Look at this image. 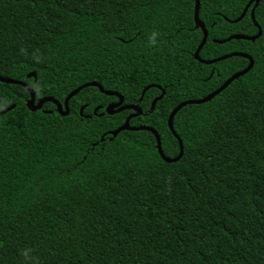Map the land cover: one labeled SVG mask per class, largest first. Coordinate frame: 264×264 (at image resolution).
<instances>
[{
	"label": "trees",
	"instance_id": "1",
	"mask_svg": "<svg viewBox=\"0 0 264 264\" xmlns=\"http://www.w3.org/2000/svg\"><path fill=\"white\" fill-rule=\"evenodd\" d=\"M255 6L200 0L208 33L200 59L243 53L254 63L211 101L176 114L184 148L177 163L163 161L149 131L110 135L134 111L107 114L119 99L97 87L82 89L62 116L50 102L30 111L25 88L0 82V112L14 106L0 116V264H264V0ZM195 7L196 0H0V76L30 85L37 101L61 104L98 83L124 106L138 105L130 126L155 129L174 159L172 111L250 64L195 59L204 38ZM254 8L261 36L226 41L258 34Z\"/></svg>",
	"mask_w": 264,
	"mask_h": 264
},
{
	"label": "water",
	"instance_id": "2",
	"mask_svg": "<svg viewBox=\"0 0 264 264\" xmlns=\"http://www.w3.org/2000/svg\"><path fill=\"white\" fill-rule=\"evenodd\" d=\"M256 2V6L258 5L259 3V0H255ZM251 3L247 6V8L244 10L243 14L238 18L236 19L234 22L235 23H238L240 20H242L244 18V16L246 15L247 13V10L248 8L250 7ZM255 6V7H256ZM199 8H200V0H196V7H195V14H194V19H195V23H196V27L197 28H200L203 33H204V38L202 40V43L201 45L199 46V48L197 49L196 53H195V59L197 61H199L200 63L202 64H205V65H211V64H214L216 62H219V61H222V60H226L228 58H231V57H243V58H246L249 60L250 64L249 66L236 73L235 75H233L230 79H228L224 85L218 89L217 91H215L214 93L210 94L209 96L203 98V99H200V100H195V101H187V102H184V103H181L180 105H178L171 113L169 119H168V126H169V129L170 131L173 133V135L177 138V140L179 141V145H180V149L182 148L183 149V154H184V148H183V144H182V141L181 139L179 138V136L176 134L175 130H174V125H173V120L176 116V114L184 107L188 106V105H192V104H204V103H207L209 101H211L214 97H216L217 95H219L222 91H224L235 79H238L239 77L245 75L246 73H248L252 67H253V59L247 55V54H243V53H235V54H231V55H228V56H224L222 58H219V59H216V60H211V61H203L202 59H200V51L203 49V47L205 46L206 42H207V39H208V33L206 31V27L205 25L202 23V21H200L199 19ZM254 10L255 8L253 9L252 13H251V18L255 24V26L259 29V32L256 36H253V37H248V36H243V35H235V36H232L230 37L229 39H227L226 41H230L232 39H236V40H248V41H255L257 38H259L261 36V29L260 27L258 26V24L256 23L255 21V17H254ZM226 41H215L216 43H224ZM29 78H34L35 81H36V74L35 73H31L29 76ZM0 82L1 83H4V84H10V85H19L23 88H25L29 93H30V99L27 103V107L30 111L32 112H36V111H39L43 108L44 104L47 103V102H50V103H53L55 106H56V109H57V112L62 115V116H67L70 112V109H69V102L70 100L76 96L82 89L86 88V87H89V86H92V87H97L99 88V90L101 91V93L107 95V96H113V97H117L119 99V101L115 104H111L109 105L107 108H106V113L109 114V115H114L116 113H120V112H123L125 110H131V111H134V114L130 115L125 124L120 127L119 129H117L116 131H113L110 133V135H112L113 137H116L120 132L122 131H149L151 132L155 138H156V141H157V149H158V152H159V155L160 157L163 159V161H165L166 163H177L180 161V159L183 157V155H178L176 158L174 159H170V158H167L164 153H163V150H162V146H161V139H160V136L158 135L157 131L151 127H145V126H142V127H136V128H133L130 126V121L132 118L134 117H137L139 115L142 114V110L141 108L138 106V105H132V106H124V98L118 94V93H114V92H109V91H105L101 85H99L98 83H89V84H86L78 89H76L75 91H73L72 93H70L68 95V97L65 99L64 103L61 104L59 101L55 100L54 98H50V97H47V98H43V99H40L39 101L36 100V95L34 93V90L30 87V85H28L27 83L25 82H20V81H15V80H12V79H7V78H4L2 76H0ZM149 89V88H146L144 90V92L142 93V97H141V100L143 99L144 95H145V92L146 90ZM165 94V91L162 90V94L156 98L153 103H152V107H151V111H153L156 107V104L163 98ZM14 108V106L0 112V116L6 114L7 112L11 111L12 109ZM98 110V109H97ZM97 110L95 111V113L97 112ZM83 112V108L81 109V114ZM46 113H52V112H46Z\"/></svg>",
	"mask_w": 264,
	"mask_h": 264
},
{
	"label": "snow or ice",
	"instance_id": "3",
	"mask_svg": "<svg viewBox=\"0 0 264 264\" xmlns=\"http://www.w3.org/2000/svg\"><path fill=\"white\" fill-rule=\"evenodd\" d=\"M179 155H183V149L181 148L180 150H179V153H178Z\"/></svg>",
	"mask_w": 264,
	"mask_h": 264
},
{
	"label": "flooded vegetation",
	"instance_id": "4",
	"mask_svg": "<svg viewBox=\"0 0 264 264\" xmlns=\"http://www.w3.org/2000/svg\"><path fill=\"white\" fill-rule=\"evenodd\" d=\"M115 104V103H114Z\"/></svg>",
	"mask_w": 264,
	"mask_h": 264
}]
</instances>
